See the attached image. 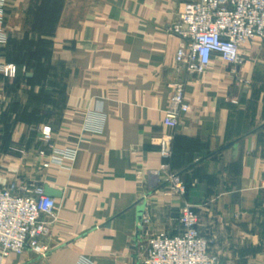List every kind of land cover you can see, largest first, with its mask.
Segmentation results:
<instances>
[{
    "label": "crops",
    "instance_id": "0c3cea01",
    "mask_svg": "<svg viewBox=\"0 0 264 264\" xmlns=\"http://www.w3.org/2000/svg\"><path fill=\"white\" fill-rule=\"evenodd\" d=\"M4 1L0 63L18 72L0 76V187L16 180L61 195L48 255H0V264H138L148 234L179 233L185 203L215 236L219 264H264V42L242 47L239 66L215 59L191 77L177 69L184 40L169 28L192 0ZM177 82L190 110L172 129L164 112ZM90 117L102 131L85 128ZM44 126L59 147L78 149L74 162L43 168ZM165 134L183 197L155 174ZM12 143L27 154L7 155Z\"/></svg>",
    "mask_w": 264,
    "mask_h": 264
},
{
    "label": "built area",
    "instance_id": "2783aa9c",
    "mask_svg": "<svg viewBox=\"0 0 264 264\" xmlns=\"http://www.w3.org/2000/svg\"><path fill=\"white\" fill-rule=\"evenodd\" d=\"M5 1L0 0V58L8 43L4 28ZM169 33L184 40L176 53L177 69L191 77L204 74L210 64L219 59L232 66L245 62L241 49L259 38L264 42V0H192L184 4L180 20L169 28ZM17 65L0 63V76L14 78ZM233 104L238 100L232 99ZM190 110L184 83L172 85V96L164 112V125L176 129L183 115ZM87 129L102 131L103 119ZM41 145L36 155L43 161V168L62 166L66 160L74 162L77 148L59 147L53 138L51 127L41 129ZM173 134L158 139V154L163 163L155 174L162 179L164 187L174 195L183 197L186 185L180 175L173 171L170 160L173 154ZM26 148L12 143L7 155L23 157ZM59 203L45 194L42 184L9 182L0 187V255H22L30 250L40 257L51 251L48 238L58 220ZM199 215L192 205L185 203L178 217L179 233L166 231L148 234L138 242V264H219V255L213 250L215 236H207L199 228ZM150 218L144 216L140 225H148Z\"/></svg>",
    "mask_w": 264,
    "mask_h": 264
},
{
    "label": "water",
    "instance_id": "95a60500",
    "mask_svg": "<svg viewBox=\"0 0 264 264\" xmlns=\"http://www.w3.org/2000/svg\"><path fill=\"white\" fill-rule=\"evenodd\" d=\"M45 194L50 197H59L61 195V191L49 187L48 185L45 186Z\"/></svg>",
    "mask_w": 264,
    "mask_h": 264
}]
</instances>
